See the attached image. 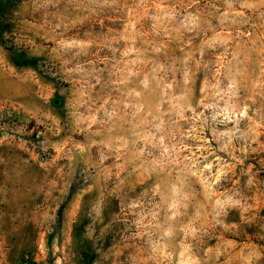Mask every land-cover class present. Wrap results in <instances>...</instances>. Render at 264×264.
<instances>
[{
  "label": "rangeland",
  "instance_id": "rangeland-1",
  "mask_svg": "<svg viewBox=\"0 0 264 264\" xmlns=\"http://www.w3.org/2000/svg\"><path fill=\"white\" fill-rule=\"evenodd\" d=\"M0 264H264V0H0Z\"/></svg>",
  "mask_w": 264,
  "mask_h": 264
},
{
  "label": "water",
  "instance_id": "water-1",
  "mask_svg": "<svg viewBox=\"0 0 264 264\" xmlns=\"http://www.w3.org/2000/svg\"><path fill=\"white\" fill-rule=\"evenodd\" d=\"M54 102H55L56 104H58V103L61 102V99H56Z\"/></svg>",
  "mask_w": 264,
  "mask_h": 264
}]
</instances>
